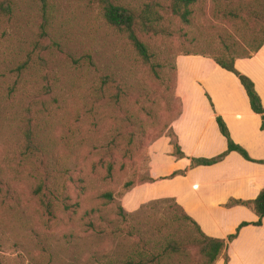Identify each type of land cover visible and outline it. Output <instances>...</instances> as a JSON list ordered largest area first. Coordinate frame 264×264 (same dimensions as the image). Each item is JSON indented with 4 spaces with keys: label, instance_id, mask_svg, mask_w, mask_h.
I'll use <instances>...</instances> for the list:
<instances>
[{
    "label": "rangeland",
    "instance_id": "1",
    "mask_svg": "<svg viewBox=\"0 0 264 264\" xmlns=\"http://www.w3.org/2000/svg\"><path fill=\"white\" fill-rule=\"evenodd\" d=\"M117 1L137 11L153 4L162 14L164 31L141 36L157 75L91 0H13L12 15L0 16V264H100L155 232L170 203L129 210L123 198L150 179L153 141L166 134L174 142L175 57L213 56L223 40L241 55L263 36L264 0H196L189 24L161 0ZM42 29L48 49L22 71ZM87 56L122 86L121 103L92 108ZM107 161L111 177L101 164ZM104 191L114 201L102 199Z\"/></svg>",
    "mask_w": 264,
    "mask_h": 264
},
{
    "label": "crops",
    "instance_id": "2",
    "mask_svg": "<svg viewBox=\"0 0 264 264\" xmlns=\"http://www.w3.org/2000/svg\"><path fill=\"white\" fill-rule=\"evenodd\" d=\"M174 63L180 111L168 129L184 156L172 154L169 135L153 141L150 179L132 187L123 204L130 210L152 199L172 197L206 235L217 238H226L245 221L227 244V261L220 256L214 264H264V216L256 225L254 211L232 203L253 199L264 190L261 116L251 109L238 77L211 57L182 53ZM234 67L253 82L264 108V42L251 56L236 57ZM216 116L250 159L232 150L215 163L191 166L192 158H210L226 150Z\"/></svg>",
    "mask_w": 264,
    "mask_h": 264
},
{
    "label": "trees",
    "instance_id": "3",
    "mask_svg": "<svg viewBox=\"0 0 264 264\" xmlns=\"http://www.w3.org/2000/svg\"><path fill=\"white\" fill-rule=\"evenodd\" d=\"M91 1L97 3L104 21L111 28L126 36L129 44L134 48L140 59L144 63L149 64L153 73L157 75L154 64L151 62L152 53L148 48L147 42L141 38L142 35H157L164 31L160 23L163 19L162 14H160L155 6L153 4L144 3V7L137 11L124 3L118 2L117 0ZM161 1L167 2L165 7L171 16L177 17L178 20L184 24H189L191 22L193 17V7L196 0ZM157 2L160 1H156V3H154L156 6L163 7ZM239 3H241L243 9H245V3L238 2V5ZM13 9V0H0V16L10 17L13 13ZM251 9V13L255 14L254 9ZM232 12L234 17H241L238 12L233 10ZM260 30L263 33V36L255 45L251 47L250 51L245 54L235 55L233 46L225 40L222 41V48L217 49L213 56L202 53L198 54L211 57L222 68L233 72L238 77L247 94L251 109L260 114V127L264 129V108L256 90L254 89L253 82L234 67V60L236 57L251 56L262 45L264 42V23L260 25ZM39 35V38L32 44L30 53H28L26 59L18 67L19 69L21 68L22 71L23 69L24 71L31 69L34 66L35 61L32 58L33 55L39 57L40 61H42L43 55H45L48 49V46L43 44V41H41L46 37L48 38L46 31L42 29ZM185 53L197 54V52ZM40 61L37 64H41ZM86 63L92 68L91 71L94 73L92 77L94 84H92L90 88L89 96L92 102H94L92 103V108H95V112L98 110V103L100 101L103 102L107 100L111 103H121L122 101L119 98L121 97V94H123L122 86L118 83L114 85L113 76L104 73L89 56L86 57ZM174 69L176 71L175 64ZM50 88L51 86H47L45 84L44 89L46 90V94L50 92ZM42 106L45 108L44 103H42ZM87 111L90 112V109H87ZM216 122L220 132L226 137V150L210 158H192L191 166L197 164L208 165L215 163L221 160L226 153L232 150L239 152L244 158L250 159L246 151L232 141L227 127L220 116H216ZM170 143L172 145V154L174 156H184L175 138L174 142ZM101 164H103L106 169L105 177H111L113 162L107 161L102 162ZM179 173H182V171ZM125 186H131V182H126ZM100 197L107 203L114 201V195L110 191L102 192ZM150 203H170L166 207L167 213L165 217L161 219V223L159 225L155 226V232L138 238V241L135 244V249H130L127 253L119 257L108 258L105 262L100 264H214L220 256H223L224 261H227L225 249L228 242L236 236L241 226L247 224L245 221L241 222L236 231L227 235L226 238L211 237L206 235L201 230L196 221L186 214L174 198L162 197L151 200ZM232 203L242 204L250 208L258 216V219L254 222V224H260L261 218L264 216V190H261L253 199L232 200ZM77 204L78 203L76 202L71 206L74 207ZM62 205L65 208L70 206L65 199L62 200ZM119 212L120 214L123 212V208L121 206H119Z\"/></svg>",
    "mask_w": 264,
    "mask_h": 264
}]
</instances>
